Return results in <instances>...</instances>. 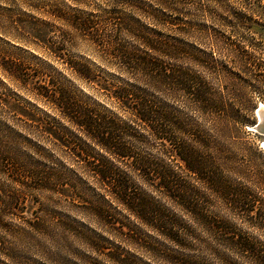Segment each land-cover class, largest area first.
<instances>
[{
    "label": "trees",
    "instance_id": "16d2710c",
    "mask_svg": "<svg viewBox=\"0 0 264 264\" xmlns=\"http://www.w3.org/2000/svg\"><path fill=\"white\" fill-rule=\"evenodd\" d=\"M112 4L114 35L107 41L98 40L93 20L76 21L75 28L101 42L125 75L120 85L103 88L118 113L47 89L43 96L54 105L55 117L50 124L31 125L61 145L82 184L65 183L58 190L53 177L27 176L8 159L0 158V165L12 166V178L23 188L34 181L63 195L82 192L93 215L110 228L120 224L130 234L111 215L123 212L136 226L179 243L180 234L165 217L178 212L217 231L240 261L264 264V224L254 211L259 204L264 209L256 192L264 188V174L252 160L224 158L215 141L232 130L241 133L248 121L251 107L243 92L255 89L245 79L257 72L253 28L263 22V8L257 0ZM225 162L245 186L225 178ZM206 194L218 198L229 217L257 227L255 235H237L211 221Z\"/></svg>",
    "mask_w": 264,
    "mask_h": 264
},
{
    "label": "rangeland",
    "instance_id": "374dc122",
    "mask_svg": "<svg viewBox=\"0 0 264 264\" xmlns=\"http://www.w3.org/2000/svg\"><path fill=\"white\" fill-rule=\"evenodd\" d=\"M112 1L0 0V158L27 176L53 177L58 190L65 183L82 184L77 182L80 172L58 142L35 133L31 125H47L55 117L54 105L43 96L47 89L118 113L103 88L120 85L125 75L101 42L75 28L76 21L93 20L98 40L107 41L114 35ZM257 1L264 10V0ZM262 21L253 28L257 72L245 79L255 89L243 92L251 107L248 121L241 133L232 130L215 141L224 158H247L264 174V131L262 125L256 128L264 122V16ZM221 164L225 178L246 185L233 175L234 165ZM11 168L0 165V264H245L200 221L165 214L180 234L179 243H173L153 228L136 226L125 213L112 212L129 234L120 224L110 228L95 217L82 192L63 195L34 181L23 188ZM256 192L264 200V188ZM205 197L211 221L237 235H255L257 227L229 217L218 198ZM254 211L264 224L263 207Z\"/></svg>",
    "mask_w": 264,
    "mask_h": 264
},
{
    "label": "water",
    "instance_id": "95a60500",
    "mask_svg": "<svg viewBox=\"0 0 264 264\" xmlns=\"http://www.w3.org/2000/svg\"><path fill=\"white\" fill-rule=\"evenodd\" d=\"M260 125H262V126H263V128H262V129H263V131H264V122H263L262 124H260V123H259V124H258V126H256V128H257V127H259Z\"/></svg>",
    "mask_w": 264,
    "mask_h": 264
}]
</instances>
